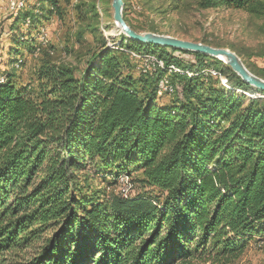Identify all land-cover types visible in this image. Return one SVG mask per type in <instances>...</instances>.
<instances>
[{
	"label": "trees",
	"instance_id": "1",
	"mask_svg": "<svg viewBox=\"0 0 264 264\" xmlns=\"http://www.w3.org/2000/svg\"><path fill=\"white\" fill-rule=\"evenodd\" d=\"M197 3L264 18V0ZM57 10L56 0L8 10L9 29ZM90 28L89 55L43 59L35 84L17 80L14 36L0 67V264L231 262L264 238V90L215 56L123 34L109 46ZM145 54L163 65L139 71ZM245 65L264 78V66ZM132 172L151 190L106 192Z\"/></svg>",
	"mask_w": 264,
	"mask_h": 264
},
{
	"label": "rangeland",
	"instance_id": "2",
	"mask_svg": "<svg viewBox=\"0 0 264 264\" xmlns=\"http://www.w3.org/2000/svg\"><path fill=\"white\" fill-rule=\"evenodd\" d=\"M92 1L95 11L90 6ZM123 1L126 20L140 28L139 31L151 30L214 46L228 47L238 53L244 63L250 66H264V18L248 12L245 8L232 5L201 7L197 0ZM34 2L35 0H25V4L29 5ZM56 3L58 10L48 17H42L30 25L26 24L29 19H26L25 23L18 20L12 31L9 25L13 18L7 14V11L11 10L12 0H0V67L9 66L8 47L14 36L17 41L13 44L18 45V48L12 56L20 55L23 60L16 68L17 80L22 83L35 84V70L43 59L78 64L87 57L97 42V36L90 26H97L96 30L106 38L109 46H116L119 42L122 33L119 31L114 33L115 21L112 16L111 0H56ZM77 3L81 7L80 17L75 7ZM24 5L15 6L12 10L16 11ZM80 22L88 26L83 29L81 38L77 36L79 28H82ZM45 31L47 37L43 35ZM35 43L41 47L40 51L35 49L31 51ZM144 57L149 58V54H145ZM129 62L131 65L134 64L131 58ZM211 68H207L206 71ZM137 71L136 68L133 69L135 74ZM172 96L158 92L157 100L159 103L168 102ZM139 175L140 172H132L128 178L125 175L119 176L117 182L106 188V192L124 190V180L132 183L129 188L130 194L151 190V187L143 185L138 180ZM107 180H111L110 175L100 185H105ZM261 238L262 236H255L237 258L224 264H264V238ZM32 248L33 245L25 252H30ZM195 264H221V260L208 259Z\"/></svg>",
	"mask_w": 264,
	"mask_h": 264
},
{
	"label": "water",
	"instance_id": "3",
	"mask_svg": "<svg viewBox=\"0 0 264 264\" xmlns=\"http://www.w3.org/2000/svg\"><path fill=\"white\" fill-rule=\"evenodd\" d=\"M123 4V0H111L113 19L118 25V31L126 37L141 42L161 44L215 56L227 63L243 81L264 90V78L249 70L235 51L228 47L214 46L202 41H193L169 34L157 33L151 30H136L132 28L124 18Z\"/></svg>",
	"mask_w": 264,
	"mask_h": 264
},
{
	"label": "built area",
	"instance_id": "4",
	"mask_svg": "<svg viewBox=\"0 0 264 264\" xmlns=\"http://www.w3.org/2000/svg\"><path fill=\"white\" fill-rule=\"evenodd\" d=\"M24 4H25V0H12V7L10 9H13L15 6L24 5ZM43 35L44 37H47L46 31L44 32ZM135 60L137 64V69L139 71H151V66L156 65L157 63V60L153 58H145L142 56H138V58ZM130 186H131L130 182H128L127 180H124V191L122 194H128Z\"/></svg>",
	"mask_w": 264,
	"mask_h": 264
},
{
	"label": "bare ground",
	"instance_id": "5",
	"mask_svg": "<svg viewBox=\"0 0 264 264\" xmlns=\"http://www.w3.org/2000/svg\"><path fill=\"white\" fill-rule=\"evenodd\" d=\"M114 20V19H113ZM114 33H117L118 32V25H117V23L115 22V28H114ZM149 58H153V59H155V60H157V63H156V65H153V70L156 68V67H158V66H162L163 65V62H162V60H160V59H156V58H154L153 56H149ZM166 69H167V71L169 70V71H179L180 69L175 65V64H173V63H171V64H168L167 65V67H166ZM209 71L211 72V73H216L215 71H214V69H209ZM164 80V81H163ZM159 86H160V89L161 90H166L167 88H169V86L167 85V79L166 78H161L160 79V81H159ZM162 87V88H161Z\"/></svg>",
	"mask_w": 264,
	"mask_h": 264
},
{
	"label": "crops",
	"instance_id": "6",
	"mask_svg": "<svg viewBox=\"0 0 264 264\" xmlns=\"http://www.w3.org/2000/svg\"><path fill=\"white\" fill-rule=\"evenodd\" d=\"M30 6V5H29Z\"/></svg>",
	"mask_w": 264,
	"mask_h": 264
}]
</instances>
